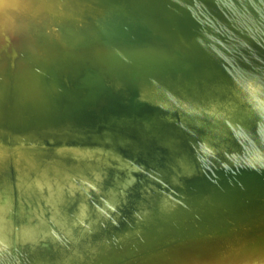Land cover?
Instances as JSON below:
<instances>
[{"label": "bare ground", "instance_id": "1", "mask_svg": "<svg viewBox=\"0 0 264 264\" xmlns=\"http://www.w3.org/2000/svg\"><path fill=\"white\" fill-rule=\"evenodd\" d=\"M0 264H264V0H0Z\"/></svg>", "mask_w": 264, "mask_h": 264}]
</instances>
